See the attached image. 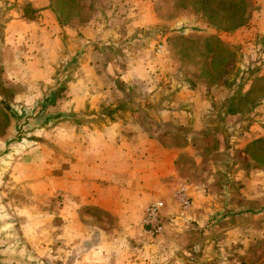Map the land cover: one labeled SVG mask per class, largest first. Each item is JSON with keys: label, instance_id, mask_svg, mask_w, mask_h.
I'll list each match as a JSON object with an SVG mask.
<instances>
[{"label": "rangeland", "instance_id": "obj_1", "mask_svg": "<svg viewBox=\"0 0 264 264\" xmlns=\"http://www.w3.org/2000/svg\"><path fill=\"white\" fill-rule=\"evenodd\" d=\"M52 1L45 2L59 25L72 26L96 40L94 32H102L100 38L106 34V40L100 41V50L93 51H98L95 57L107 69V76L105 79L101 70H98L100 75L92 73V91L97 92L102 81L109 86L114 80L112 74L130 68L134 71L131 72L134 82L125 83L117 78L111 90V94L128 103L115 102L100 109L101 112H122L143 103L150 113H157L163 103L170 102L165 106L176 110L189 107L199 116L196 125L190 126L198 132L196 136L177 132L171 135V141L182 144L185 138H191L190 143L202 163L196 172H186V176L189 181L196 179L194 183L201 186L205 196L194 203L189 199V207L181 205L178 213L172 207V215L163 216V203L162 233L153 237L143 231L146 237L141 244L135 237L118 242L120 261L124 260L123 264H264V243L249 247L231 244L226 224L228 188L237 191L242 186L235 177L243 172L254 175V171L264 170V140L243 145L244 132L258 120L259 109L264 104V78L260 79L264 77V30H260L264 23H260L261 17L254 19L260 14V7L264 8V0H237L247 5L246 19L232 31L226 29L233 15H242L231 13L229 3L224 1L234 0H207L206 5H201L199 0H75L65 7L62 2ZM14 2L0 0L1 27ZM23 6L27 17L32 16V5ZM82 53L76 42L70 44L67 38H61L58 63L67 72L60 73L58 90L48 97L50 102L45 99L40 113L30 112L25 104H20L24 110L19 115L0 102V133L17 120L30 119L28 127L33 128L21 148L0 166V236L10 242L12 252L23 259V264L110 263H100L98 256L75 254L74 257L67 248L66 222L58 215L61 197L53 201L36 199L27 186L29 183H24L37 171L48 175V167L42 166L45 152L35 148L48 142L51 122L58 116L57 94L60 98L65 83L73 79ZM0 91L8 96L13 88H0ZM188 97L195 100L191 106L171 105L179 98ZM8 113L16 119L8 118ZM4 137L0 134V139ZM184 160L187 171L192 169L188 157ZM231 160L235 161L234 166ZM35 206L43 214H35Z\"/></svg>", "mask_w": 264, "mask_h": 264}, {"label": "crops", "instance_id": "obj_2", "mask_svg": "<svg viewBox=\"0 0 264 264\" xmlns=\"http://www.w3.org/2000/svg\"><path fill=\"white\" fill-rule=\"evenodd\" d=\"M15 1L0 26V88H13L8 96L0 91V102L8 104L10 112L20 115L24 110L20 104H25L28 111L40 113V107L50 102L51 93L56 94L58 77L67 72L58 63L61 38H67L70 44L76 42L83 52L73 79L65 83L60 98L57 94L58 116L51 122L48 142L35 148L45 152L42 158L46 163L42 166L48 167V175L40 170L24 183H29L27 186L36 199L53 201L61 197L58 215L66 222L67 248L74 257L98 256L100 263L123 264L116 244L131 237L140 243L146 237L142 220L149 204L162 201L163 216L172 215V207L177 213L181 210L182 196L192 203L205 196L201 186H196V179L189 181L186 176V172H196L202 163L191 138H185L182 144L171 141V135L177 132L197 135L195 128L190 129L199 119L195 110H176L171 106H191L195 100L179 98L171 108L165 106L170 102L163 103L157 113H150L143 103L122 112H101L115 102L128 103L111 94L117 78L125 83L134 82L130 68L112 74L114 80L109 86L102 81L98 91H92V73L100 75L101 70L105 79L107 76V69L95 57L98 51H93L100 50V41L106 40V34L100 38L102 32H94L96 40L72 26L59 25L47 9L46 0ZM24 4L32 5V16L27 17ZM260 10L254 19L261 17L263 24L264 8ZM146 102H150L149 97ZM258 114V120L244 132L243 145L264 140V104ZM177 123L181 128L174 126ZM13 125L12 122L0 134L9 135ZM187 157L193 167L188 171L184 166ZM234 163L231 160L232 166ZM263 173L264 170H258L254 175L238 174L235 179L241 180L240 189L228 188L226 224L231 244L249 247L264 243ZM36 208L35 214L43 212Z\"/></svg>", "mask_w": 264, "mask_h": 264}, {"label": "water", "instance_id": "obj_3", "mask_svg": "<svg viewBox=\"0 0 264 264\" xmlns=\"http://www.w3.org/2000/svg\"><path fill=\"white\" fill-rule=\"evenodd\" d=\"M28 120L25 122L15 121L9 135L0 139V166L10 154L21 148L26 135L33 131V128L28 127V122H30ZM10 246V242L0 236V264H23V259L13 253Z\"/></svg>", "mask_w": 264, "mask_h": 264}, {"label": "built area", "instance_id": "obj_4", "mask_svg": "<svg viewBox=\"0 0 264 264\" xmlns=\"http://www.w3.org/2000/svg\"><path fill=\"white\" fill-rule=\"evenodd\" d=\"M181 205L184 208L189 207V201L183 196L181 197ZM163 202H153L144 209V217L142 220L143 229L150 236H158L162 233L163 225L161 220Z\"/></svg>", "mask_w": 264, "mask_h": 264}, {"label": "trees", "instance_id": "obj_5", "mask_svg": "<svg viewBox=\"0 0 264 264\" xmlns=\"http://www.w3.org/2000/svg\"><path fill=\"white\" fill-rule=\"evenodd\" d=\"M55 2H62V6L65 7L68 4L75 2V0H53L52 1V3H54V4H55ZM198 2H201V5H206L207 4V0H199ZM224 3L225 4L229 3L227 5V7L230 8V12L231 13H233V12L236 13V14L241 13V15H242V17H237V16L233 15V18L230 20L228 28L226 30L232 31V30H235V29L239 28L240 26H242L244 24V22H245V19H246L245 9H246L247 5L245 4V1H242V2L238 1L237 2V0H234L232 2L224 1ZM224 6H226V5H224ZM263 78L264 77H262L260 79H263Z\"/></svg>", "mask_w": 264, "mask_h": 264}]
</instances>
